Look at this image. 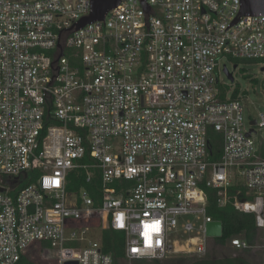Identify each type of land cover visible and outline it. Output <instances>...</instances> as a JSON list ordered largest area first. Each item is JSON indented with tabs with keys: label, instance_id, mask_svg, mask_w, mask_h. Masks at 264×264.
Returning a JSON list of instances; mask_svg holds the SVG:
<instances>
[{
	"label": "built area",
	"instance_id": "built-area-1",
	"mask_svg": "<svg viewBox=\"0 0 264 264\" xmlns=\"http://www.w3.org/2000/svg\"><path fill=\"white\" fill-rule=\"evenodd\" d=\"M146 1L148 21L121 0L77 30L91 0H0V264H117L109 229L120 264L206 257L207 188L255 216L258 245L227 243L264 264V112L247 124L221 81L225 58L264 67V14Z\"/></svg>",
	"mask_w": 264,
	"mask_h": 264
},
{
	"label": "trees",
	"instance_id": "trees-1",
	"mask_svg": "<svg viewBox=\"0 0 264 264\" xmlns=\"http://www.w3.org/2000/svg\"><path fill=\"white\" fill-rule=\"evenodd\" d=\"M251 62V61H249ZM238 63V61H237ZM264 87V83H263ZM229 87L225 88L228 89ZM238 91L235 90L233 96L238 95ZM219 144L213 142V158H218L220 149ZM77 187H85L90 190L91 194L95 197H98L99 194V183L98 180H94L90 184L79 183ZM235 191V188L231 189ZM209 205L208 213L209 215L217 221H220L223 225V234L220 237H210L216 243L225 246L227 241L232 236L243 235L251 245L255 246L259 243L260 231L256 225L255 216L253 214L244 213L237 210L233 204L229 203L228 205L221 207L218 204V196L216 190L213 188H207ZM124 247H125V235L121 232L109 229L105 232V249L106 251L113 254L116 263L120 264L124 260ZM246 251L250 249H245V253L239 256H226L220 260H214L210 257V254H207L206 258L194 260L192 264H255L252 263L250 257ZM25 262L32 264V262L26 258ZM135 264H168V262H162L159 259L154 260H140L135 262Z\"/></svg>",
	"mask_w": 264,
	"mask_h": 264
},
{
	"label": "rangeland",
	"instance_id": "rangeland-1",
	"mask_svg": "<svg viewBox=\"0 0 264 264\" xmlns=\"http://www.w3.org/2000/svg\"><path fill=\"white\" fill-rule=\"evenodd\" d=\"M33 1V0H24ZM222 64L227 65L228 70L233 75V80L229 78L228 74L222 70L221 81L229 85L230 89L234 92L237 90L242 94L243 107L246 123L248 124L251 119H259L260 114L264 112V71L263 65L259 62H249L246 60H239L238 63L234 60L225 58ZM238 64L236 67L235 65ZM236 67V69H235ZM256 142L264 139V133H257L253 135ZM96 232V231H95ZM93 233V232H92ZM243 237V235H237ZM252 263H258L261 259V251L258 248H251L246 251ZM245 250H238L229 245L223 246L216 243L212 238L208 241V255L214 260H220L226 256H239L243 255ZM207 257V256H206ZM203 257V258H206ZM194 255L193 253H179L172 255L169 258L162 259V262L168 264H192L194 260L203 259Z\"/></svg>",
	"mask_w": 264,
	"mask_h": 264
},
{
	"label": "water",
	"instance_id": "water-1",
	"mask_svg": "<svg viewBox=\"0 0 264 264\" xmlns=\"http://www.w3.org/2000/svg\"><path fill=\"white\" fill-rule=\"evenodd\" d=\"M140 1L144 8L146 20L148 21L151 7L146 0ZM120 2L121 0H91L90 13L80 18L76 25L77 30L81 29L84 25L90 22L104 19L108 11L116 7ZM249 14H264V0H241V8L238 15L227 28L235 24L240 15ZM262 69L264 71V67ZM225 72L228 74L229 78L233 80V75L229 70H227V68L225 69ZM255 122L256 121L253 120V123ZM222 231L223 225L220 221H213L208 224L207 233L209 237H220L222 235ZM66 264H77V262H67Z\"/></svg>",
	"mask_w": 264,
	"mask_h": 264
},
{
	"label": "crops",
	"instance_id": "crops-1",
	"mask_svg": "<svg viewBox=\"0 0 264 264\" xmlns=\"http://www.w3.org/2000/svg\"><path fill=\"white\" fill-rule=\"evenodd\" d=\"M222 236V235H221ZM213 238V237H212ZM227 245V244H226ZM260 257H261V255H260ZM255 264H257V263H255Z\"/></svg>",
	"mask_w": 264,
	"mask_h": 264
}]
</instances>
